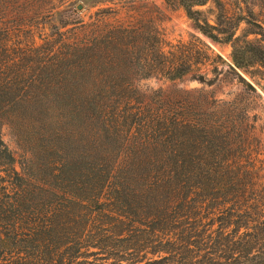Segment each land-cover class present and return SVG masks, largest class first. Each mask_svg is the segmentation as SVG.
<instances>
[{"label": "trees", "instance_id": "16d2710c", "mask_svg": "<svg viewBox=\"0 0 264 264\" xmlns=\"http://www.w3.org/2000/svg\"><path fill=\"white\" fill-rule=\"evenodd\" d=\"M166 1L232 44L237 68H264L257 0L238 13L215 0V23L199 9L210 0ZM61 11L52 0H0V264H264V207L249 195L257 172L231 140L239 122L190 93L135 85L191 75L211 59L207 46L194 61L131 8L97 19L82 42L28 36L27 20ZM5 124L29 153L21 169Z\"/></svg>", "mask_w": 264, "mask_h": 264}, {"label": "rangeland", "instance_id": "374dc122", "mask_svg": "<svg viewBox=\"0 0 264 264\" xmlns=\"http://www.w3.org/2000/svg\"><path fill=\"white\" fill-rule=\"evenodd\" d=\"M231 13H238L241 8L246 10L245 0H223ZM58 10H62L54 18L49 16L27 20L32 28L27 29L28 36L35 34L36 42L43 45L45 37H62L68 42H82L89 39V27L102 17L113 21L116 17L114 12L118 9L120 17L126 16V10L131 8L134 13L141 10L163 34L167 44L180 46L185 44L192 48L193 60H204L203 51L207 46L211 59L206 64H195V71L205 73L212 84L201 82L191 75L175 81L168 80L162 76L139 77L135 85L140 93L151 95L154 91L162 89L181 90L190 93L192 100L201 99L212 103L219 109L235 117L239 122V130L231 139L240 148L244 165L257 172L255 186L250 191V196L257 194L261 206L264 207V68L254 64L246 68H237L233 62L232 44L213 41L204 35L190 19L184 9L177 4H170L166 0H52ZM264 7V0H257ZM82 4L83 8L78 9ZM76 12H72L71 10ZM211 23H215L217 7L215 0H210L205 6L199 7ZM264 16V9L260 12L259 18ZM51 20L59 29L58 34H53ZM71 22L62 26V22ZM247 24L243 23L238 31L242 36ZM34 31V33H32ZM32 33V34H31ZM53 34V35H52ZM259 36L250 34L248 39L258 41ZM205 45V46H204ZM167 45L166 49H169ZM65 51V49H63ZM240 76L245 80H242ZM223 114V112H221ZM217 117L226 118L218 113ZM3 137L11 150L14 152L18 168L21 169L27 161L29 153L21 145L20 139L11 127L3 126ZM249 193V192H247Z\"/></svg>", "mask_w": 264, "mask_h": 264}, {"label": "water", "instance_id": "95a60500", "mask_svg": "<svg viewBox=\"0 0 264 264\" xmlns=\"http://www.w3.org/2000/svg\"><path fill=\"white\" fill-rule=\"evenodd\" d=\"M83 8V5L82 4H79L78 5V9L81 10Z\"/></svg>", "mask_w": 264, "mask_h": 264}]
</instances>
